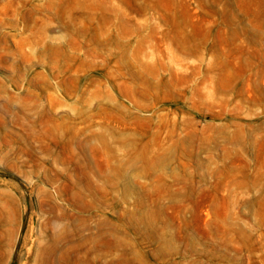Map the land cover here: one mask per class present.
<instances>
[{
	"label": "rangeland",
	"instance_id": "obj_1",
	"mask_svg": "<svg viewBox=\"0 0 264 264\" xmlns=\"http://www.w3.org/2000/svg\"><path fill=\"white\" fill-rule=\"evenodd\" d=\"M0 264H264V0H0Z\"/></svg>",
	"mask_w": 264,
	"mask_h": 264
},
{
	"label": "bare ground",
	"instance_id": "obj_2",
	"mask_svg": "<svg viewBox=\"0 0 264 264\" xmlns=\"http://www.w3.org/2000/svg\"><path fill=\"white\" fill-rule=\"evenodd\" d=\"M68 244V243H67ZM80 246V245H79ZM81 257V256H80Z\"/></svg>",
	"mask_w": 264,
	"mask_h": 264
}]
</instances>
